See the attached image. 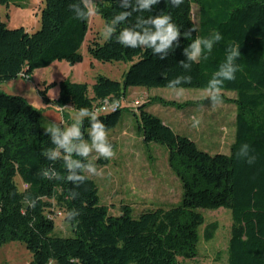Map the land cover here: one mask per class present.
Listing matches in <instances>:
<instances>
[{
	"label": "trees",
	"instance_id": "16d2710c",
	"mask_svg": "<svg viewBox=\"0 0 264 264\" xmlns=\"http://www.w3.org/2000/svg\"><path fill=\"white\" fill-rule=\"evenodd\" d=\"M40 27L29 32L23 27L8 29L0 22V83L17 76L29 78L32 72L57 60L70 64L82 60L78 52L88 29V21L73 18V0H43ZM100 17L110 22L122 11L118 0H98ZM8 4V0H0ZM199 8L198 27L191 8ZM165 12L181 29L180 47L160 60L151 49H129L111 40L93 37L88 54L100 62H129L123 81L98 75L95 82H52L58 87L54 100L39 91L46 103L58 107L101 109L104 102L119 100L115 111H100V120L112 129L119 121L122 100L128 87L167 88L168 81L190 75L185 88L204 89L212 74L224 61L230 43L240 46L237 63L241 70L234 81L225 82L222 100L235 106V132L229 153L211 154L199 150L193 140L175 132L169 122L137 104L133 115L137 132L144 142L166 146L169 165L181 182L182 194L176 204L143 210L133 216L131 207L122 206L119 214L101 204L99 188L88 177L75 191L66 179H45L42 168L54 167L67 176L62 159L48 161L42 153L52 147L46 128L41 127L38 111L22 97L0 91V246L19 242L32 253V264H191L197 256L198 229L204 223L202 210L227 208L231 212L227 264H264V0H184L179 7L165 4L153 7L155 16ZM134 21L135 16H133ZM127 24L120 25L123 27ZM195 28L196 36L207 38L219 32L223 40L215 45L207 60L192 64L190 72L179 66L191 40L183 32ZM119 30V29H118ZM224 92L233 93L226 98ZM156 102L183 107L157 98ZM205 103V101H204ZM64 109V108H63ZM83 128L87 138L89 121ZM111 142V141H110ZM113 144V147L115 144ZM249 144L256 156L254 164L236 156L242 144ZM106 164V159H99ZM19 181V183H18ZM20 185V186H19ZM45 197L31 208L24 197ZM76 209L80 215L67 223L64 213ZM62 215L72 236L55 229L54 218ZM216 223L207 224L204 241L213 238ZM181 258V260H180Z\"/></svg>",
	"mask_w": 264,
	"mask_h": 264
},
{
	"label": "rangeland",
	"instance_id": "374dc122",
	"mask_svg": "<svg viewBox=\"0 0 264 264\" xmlns=\"http://www.w3.org/2000/svg\"><path fill=\"white\" fill-rule=\"evenodd\" d=\"M43 6V0H8V4H0V22L8 29L23 27L29 32H34L40 27ZM191 13L192 21L198 27L199 8L196 4H192ZM104 25L105 22L99 15L88 20L87 32L78 49L82 55L80 62L72 65L66 60L54 61L47 67L35 69L29 78L19 75L0 83V91L20 96L32 105L41 117L42 128L47 129L52 123L68 127L75 112L64 108L62 113L58 107L46 103L39 91H46L47 98L54 100L58 95V87L46 88L52 82L67 79L91 86L98 75L123 81L131 63L100 62L87 52V44L93 37L105 39ZM223 94L226 98L234 96L229 92ZM157 98L189 105L181 108L165 105L156 102ZM140 103H146V110L169 122L175 132L188 136L199 150L211 154H228L229 146L233 142L235 106L222 100L220 106L210 107L204 89L186 88L184 96L176 98L168 88L128 87L122 100L119 121L114 128L108 130L109 140L115 144L116 155L112 159H106V164L93 158L91 162L98 166L101 174L89 176L99 188L101 204L107 206L109 212L114 215L119 214L124 205L131 207L133 216H138L146 209L169 207L179 202L182 194L181 182L169 165L166 146L156 142L146 143L137 132L138 123L133 111ZM197 119L200 124L193 127ZM202 214L204 223L198 229V254L187 262L227 264L231 212L227 208H219L202 210ZM54 222L59 235L72 236L62 215H57ZM210 223H216L218 227L213 238L206 242L203 238L204 230ZM32 260V253L22 243L10 242L0 246V264H32Z\"/></svg>",
	"mask_w": 264,
	"mask_h": 264
},
{
	"label": "clouds",
	"instance_id": "9594fccd",
	"mask_svg": "<svg viewBox=\"0 0 264 264\" xmlns=\"http://www.w3.org/2000/svg\"><path fill=\"white\" fill-rule=\"evenodd\" d=\"M183 2L184 0H165L166 5L171 4L174 8L179 7ZM159 3L160 0H118V6L123 10L114 15L110 22L105 23L103 37L107 40L115 37L116 43L129 49H151L160 60L166 59L180 47L182 33L180 27L173 22L170 14L161 12L147 18L143 15L145 12L151 13L153 7ZM68 8L73 13V18L85 22L100 15L98 0H73ZM133 16H135L134 21L131 19ZM124 24L128 26L121 29L119 26ZM194 31L196 29L193 27L183 32V38L191 40V43L183 49L182 53L186 57V61L179 62V66L185 72H190L192 64L198 63L201 59L207 60L215 45L223 40V36L219 32H213L207 38L196 36L193 40L192 33ZM240 49L238 44L230 43L226 48L224 61L208 81L205 92L210 107L220 106L225 82L234 81L236 74L241 70L237 63L241 56ZM191 82L192 77L190 75H181L168 81L166 86L176 98H180L186 92L184 85L191 84ZM119 106L120 101L113 100L111 103L105 101L104 107L96 110H91L88 107L79 109L62 107V110L68 108L75 112L73 121L66 128L52 123L45 130L52 147L46 149L42 155L51 162L62 159L67 170V176H62L54 167L42 168L39 174L49 180L66 179L71 182L74 190L71 192L70 198H78L79 192L75 189L84 184L89 176L101 174L98 166L91 162L92 159H112L116 155L113 144L109 140L108 127L100 120L98 113L108 110L115 112ZM85 118L89 121L87 138L83 128ZM199 124L200 120L197 119L193 127H197ZM252 153L251 146L245 143L240 146L236 156L252 165L256 161V156ZM44 198L31 199L25 196L24 201L29 207L35 208L37 201ZM63 215L66 222L71 224L80 215V212L73 209ZM49 264H53V262L50 260Z\"/></svg>",
	"mask_w": 264,
	"mask_h": 264
},
{
	"label": "built area",
	"instance_id": "2783aa9c",
	"mask_svg": "<svg viewBox=\"0 0 264 264\" xmlns=\"http://www.w3.org/2000/svg\"><path fill=\"white\" fill-rule=\"evenodd\" d=\"M103 107H104V106H103ZM103 107H102V108H103ZM102 108H101V109H102Z\"/></svg>",
	"mask_w": 264,
	"mask_h": 264
}]
</instances>
